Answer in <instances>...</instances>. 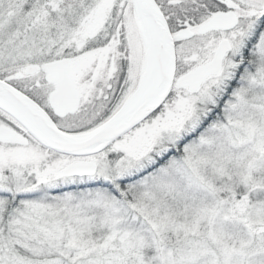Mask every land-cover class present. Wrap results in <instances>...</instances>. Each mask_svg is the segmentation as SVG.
I'll return each instance as SVG.
<instances>
[{"label":"snow or ice","instance_id":"6c2138e0","mask_svg":"<svg viewBox=\"0 0 264 264\" xmlns=\"http://www.w3.org/2000/svg\"><path fill=\"white\" fill-rule=\"evenodd\" d=\"M0 264H264V0H0Z\"/></svg>","mask_w":264,"mask_h":264}]
</instances>
